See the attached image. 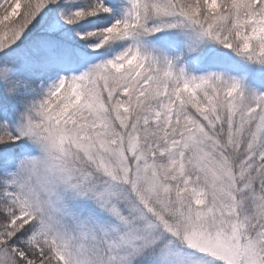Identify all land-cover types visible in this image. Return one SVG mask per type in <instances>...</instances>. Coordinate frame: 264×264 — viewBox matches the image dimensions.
Returning a JSON list of instances; mask_svg holds the SVG:
<instances>
[{
    "label": "snow or ice",
    "instance_id": "1",
    "mask_svg": "<svg viewBox=\"0 0 264 264\" xmlns=\"http://www.w3.org/2000/svg\"><path fill=\"white\" fill-rule=\"evenodd\" d=\"M0 264H264V0H0Z\"/></svg>",
    "mask_w": 264,
    "mask_h": 264
}]
</instances>
